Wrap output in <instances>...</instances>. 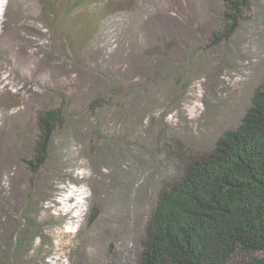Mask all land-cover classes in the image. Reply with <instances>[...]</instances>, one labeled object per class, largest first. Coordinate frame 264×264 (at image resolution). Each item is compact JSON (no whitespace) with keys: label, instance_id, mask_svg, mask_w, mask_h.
<instances>
[{"label":"rangeland","instance_id":"374dc122","mask_svg":"<svg viewBox=\"0 0 264 264\" xmlns=\"http://www.w3.org/2000/svg\"><path fill=\"white\" fill-rule=\"evenodd\" d=\"M19 1L0 0V264H139L137 235L168 171L161 141L209 151L264 82V0L232 42L214 47L220 0H97L107 14L73 48L68 26L83 30L93 10L54 31L65 0L54 12ZM162 44L166 54L148 51ZM109 82L123 90L120 106L86 110ZM53 107L65 127L34 184L19 158Z\"/></svg>","mask_w":264,"mask_h":264},{"label":"trees","instance_id":"16d2710c","mask_svg":"<svg viewBox=\"0 0 264 264\" xmlns=\"http://www.w3.org/2000/svg\"><path fill=\"white\" fill-rule=\"evenodd\" d=\"M42 1L54 12L60 0ZM253 6L254 0H220L213 11L218 30L210 46L232 42ZM109 8L97 0H65L64 18L58 21L54 15L50 28L55 31L71 14L93 10L86 14L83 30L78 27L82 22L68 26L65 43L73 48L78 46L75 36H93ZM148 51L160 55L167 48L162 44ZM114 82L86 110L97 114L115 101L120 106L123 90ZM63 119L64 111L54 107L37 118L35 138L19 158L31 183L47 163L53 135L65 127ZM156 152L163 155L168 171L158 178L145 232L137 235L139 264H264V82L254 90L239 125L218 137L209 151L196 152L176 139H164ZM19 239L15 237L16 248Z\"/></svg>","mask_w":264,"mask_h":264},{"label":"bare ground","instance_id":"6f19581e","mask_svg":"<svg viewBox=\"0 0 264 264\" xmlns=\"http://www.w3.org/2000/svg\"><path fill=\"white\" fill-rule=\"evenodd\" d=\"M10 1H12V0H10ZM18 3H20V1L19 0H14V4H15V6L16 5H18ZM8 4H10V2H8ZM24 5H26V7H25V9L27 10V11H31L30 9H32L33 8V1L32 0H25V3H23ZM23 4H21V6H23ZM32 4V5H31ZM20 7V6H19ZM4 17H5V15H1L0 16V24L1 23H3V19H4Z\"/></svg>","mask_w":264,"mask_h":264}]
</instances>
